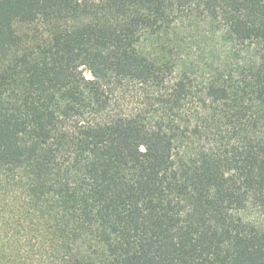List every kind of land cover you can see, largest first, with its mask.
<instances>
[{
  "label": "trees",
  "instance_id": "16d2710c",
  "mask_svg": "<svg viewBox=\"0 0 264 264\" xmlns=\"http://www.w3.org/2000/svg\"><path fill=\"white\" fill-rule=\"evenodd\" d=\"M0 264H264V0H0Z\"/></svg>",
  "mask_w": 264,
  "mask_h": 264
},
{
  "label": "rangeland",
  "instance_id": "374dc122",
  "mask_svg": "<svg viewBox=\"0 0 264 264\" xmlns=\"http://www.w3.org/2000/svg\"><path fill=\"white\" fill-rule=\"evenodd\" d=\"M242 218L245 220V221H252V220H255L257 219V215L254 211L248 209L246 210L245 212H243L241 214Z\"/></svg>",
  "mask_w": 264,
  "mask_h": 264
}]
</instances>
